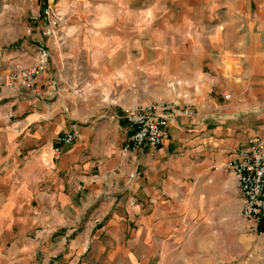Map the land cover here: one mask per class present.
<instances>
[{
  "label": "crops",
  "instance_id": "obj_1",
  "mask_svg": "<svg viewBox=\"0 0 264 264\" xmlns=\"http://www.w3.org/2000/svg\"><path fill=\"white\" fill-rule=\"evenodd\" d=\"M141 5L146 21L164 12L174 17L170 28L209 30L169 37L199 50L155 54L202 62L185 64L198 70L193 75L174 73L186 96L165 106L175 111L167 140L130 151L129 54L106 45L119 47L128 35L101 36L104 50L93 53L121 60L116 70L91 61L86 75H65L48 62L33 88L15 91L7 78L38 64L48 25L36 17L35 0H0V264H162L167 253L175 264L180 246L191 264L224 261L223 249L209 245L210 227L239 217L240 193L231 175L213 169L248 139L264 140V0ZM100 76L111 80L107 88ZM186 108L192 115L181 114ZM68 132L76 141L54 157L53 141ZM257 238L264 244V235ZM50 252L62 254L51 260Z\"/></svg>",
  "mask_w": 264,
  "mask_h": 264
},
{
  "label": "rangeland",
  "instance_id": "obj_2",
  "mask_svg": "<svg viewBox=\"0 0 264 264\" xmlns=\"http://www.w3.org/2000/svg\"><path fill=\"white\" fill-rule=\"evenodd\" d=\"M43 1L45 0H35V3L39 9L36 12V17L48 25L47 38L50 44L49 48H44L49 57L46 65L48 62L54 63L55 68L65 70V75L73 74V71L75 73L79 71L80 74L86 75L89 72L88 65L91 61L105 67L113 62L112 68L116 70L121 60L98 59V56L94 60L93 53L104 50V44H100L103 41L101 36L128 35L126 37L129 39L124 40L119 47H115L112 42L106 43L113 52L126 51L129 54L130 60L126 67L129 75L128 86L125 89L127 110L140 106H170L174 105V102L171 101L174 100L175 94L179 96L177 100L186 96L184 91L179 90L181 82L175 81L174 73L193 75L198 70L195 67L186 68L185 64L191 61L197 63L202 61L197 59L175 60L170 57L154 59V56L157 53L169 54L172 51L184 53L199 50V44H181L178 43L179 41L172 43L169 37L176 34L178 36L175 37L186 34L194 35L193 37L207 36L209 29L206 28L203 33L198 27L177 30L170 28L169 23L174 21V17L168 13L164 14V12L160 13V18L146 21L148 16L142 12V0H140V11L136 10L138 0H47L50 2V8L46 14L41 12ZM116 2H122L125 11H120V6ZM124 16H127L128 22L124 21ZM137 36L140 37V44L136 43ZM94 37L98 38L97 43L94 42ZM153 39L155 42L152 41ZM148 41L150 42L148 43ZM108 78L98 77L100 85L104 88H107L111 81ZM198 78L201 79V77ZM83 83L80 84L83 85ZM88 91H90L89 88ZM91 93L92 91L89 94ZM175 105L177 104L175 103ZM221 222L223 224L219 229L214 226L210 227V229L215 228L216 231L209 235V245L213 250L218 247L219 254L220 249H223L224 261L221 262L222 264H264V244L257 240V236H261L258 234L260 232L258 231L259 224L257 233L249 234L240 216ZM188 225L193 228H201L200 221H190ZM261 234L264 235L262 232ZM50 239L56 238L50 237ZM181 247L183 248L180 246V249L175 253L177 256L175 264H191L186 261L191 253L182 250ZM61 254L62 252H50V259L57 260ZM171 259L172 257L167 253L162 264H170ZM192 264L200 263L192 261Z\"/></svg>",
  "mask_w": 264,
  "mask_h": 264
},
{
  "label": "built area",
  "instance_id": "obj_3",
  "mask_svg": "<svg viewBox=\"0 0 264 264\" xmlns=\"http://www.w3.org/2000/svg\"><path fill=\"white\" fill-rule=\"evenodd\" d=\"M49 3L47 0L43 1V14L48 12ZM38 57L36 66L10 73L6 86L15 91L33 88L35 80L44 72L49 58L44 49L38 50ZM224 98L227 99L226 96ZM173 113L175 111H170L168 107H133L126 110L125 120L129 136L125 149L153 150L161 146L168 138L167 121ZM181 114L190 116L192 111L186 108ZM76 139L74 132L57 136L52 147L54 157H58L61 149L72 145ZM213 170L228 173L236 180L240 193V219L249 234H256L257 225L264 219V140L258 137L248 139L233 159ZM258 234L262 235L261 232Z\"/></svg>",
  "mask_w": 264,
  "mask_h": 264
},
{
  "label": "trees",
  "instance_id": "obj_4",
  "mask_svg": "<svg viewBox=\"0 0 264 264\" xmlns=\"http://www.w3.org/2000/svg\"><path fill=\"white\" fill-rule=\"evenodd\" d=\"M258 231L264 234V219H262V221L260 222Z\"/></svg>",
  "mask_w": 264,
  "mask_h": 264
}]
</instances>
